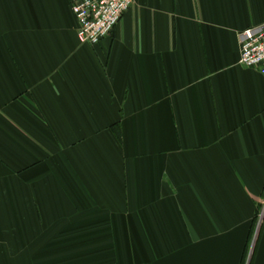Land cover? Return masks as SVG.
Wrapping results in <instances>:
<instances>
[{
  "label": "crops",
  "instance_id": "1",
  "mask_svg": "<svg viewBox=\"0 0 264 264\" xmlns=\"http://www.w3.org/2000/svg\"><path fill=\"white\" fill-rule=\"evenodd\" d=\"M0 0V264H264V0Z\"/></svg>",
  "mask_w": 264,
  "mask_h": 264
},
{
  "label": "built area",
  "instance_id": "2",
  "mask_svg": "<svg viewBox=\"0 0 264 264\" xmlns=\"http://www.w3.org/2000/svg\"><path fill=\"white\" fill-rule=\"evenodd\" d=\"M133 3L134 0H75L70 9L79 43L95 46L108 38ZM238 42L239 65L258 70L264 76V25L243 31Z\"/></svg>",
  "mask_w": 264,
  "mask_h": 264
},
{
  "label": "rangeland",
  "instance_id": "3",
  "mask_svg": "<svg viewBox=\"0 0 264 264\" xmlns=\"http://www.w3.org/2000/svg\"><path fill=\"white\" fill-rule=\"evenodd\" d=\"M258 225L261 224L263 218H264V198H263V204L260 205L259 213H258Z\"/></svg>",
  "mask_w": 264,
  "mask_h": 264
}]
</instances>
